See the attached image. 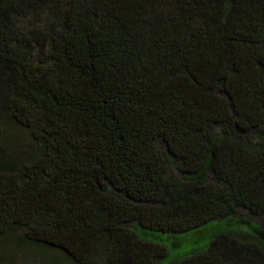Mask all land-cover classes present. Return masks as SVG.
I'll return each instance as SVG.
<instances>
[{
  "label": "trees",
  "instance_id": "1",
  "mask_svg": "<svg viewBox=\"0 0 264 264\" xmlns=\"http://www.w3.org/2000/svg\"><path fill=\"white\" fill-rule=\"evenodd\" d=\"M220 219L172 264H264V0H0L8 259L159 264L136 225Z\"/></svg>",
  "mask_w": 264,
  "mask_h": 264
},
{
  "label": "rangeland",
  "instance_id": "2",
  "mask_svg": "<svg viewBox=\"0 0 264 264\" xmlns=\"http://www.w3.org/2000/svg\"><path fill=\"white\" fill-rule=\"evenodd\" d=\"M236 226L232 223H227V220H214L210 223H205L200 226L198 229L194 231H189L185 233H163L159 232V230H149L143 229L136 225L132 230L143 240L153 243H158V245L163 246L166 249V256L159 260V264H172L183 256L187 254H191L192 252L207 248V246L214 240V238L219 233H224L226 231H231ZM15 239L12 237L10 242H13ZM11 244V243H10ZM1 254L4 258H7L5 264H18L16 259L13 261L12 259H8V253L10 252L8 246L9 243L7 241H3L1 244ZM12 252V251H11ZM59 264H70L64 263L62 260L57 258ZM25 264H33L32 261L26 260ZM61 262V263H60ZM22 264V261L20 262Z\"/></svg>",
  "mask_w": 264,
  "mask_h": 264
}]
</instances>
